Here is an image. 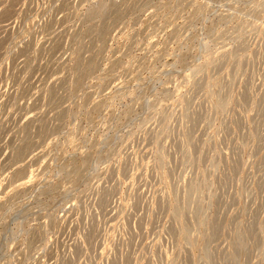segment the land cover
<instances>
[{
    "label": "rangeland",
    "instance_id": "rangeland-1",
    "mask_svg": "<svg viewBox=\"0 0 264 264\" xmlns=\"http://www.w3.org/2000/svg\"><path fill=\"white\" fill-rule=\"evenodd\" d=\"M12 261L264 264V0H0Z\"/></svg>",
    "mask_w": 264,
    "mask_h": 264
},
{
    "label": "clouds",
    "instance_id": "clouds-1",
    "mask_svg": "<svg viewBox=\"0 0 264 264\" xmlns=\"http://www.w3.org/2000/svg\"><path fill=\"white\" fill-rule=\"evenodd\" d=\"M159 107V105L157 106V108ZM131 136H129L126 140H125V143H127L128 142V140H131ZM121 147H123V145H121ZM13 187H17V185H13ZM9 191H11V189L9 190ZM51 240V237H49V241ZM17 243V240L15 239V238H13L10 242H9V244H8V248H9V250H11L14 246H15V244ZM48 243V241H46L45 242V246H46V244ZM38 254V253H37ZM11 264H15V261H12L11 262Z\"/></svg>",
    "mask_w": 264,
    "mask_h": 264
}]
</instances>
